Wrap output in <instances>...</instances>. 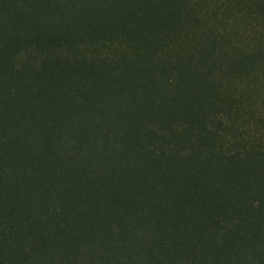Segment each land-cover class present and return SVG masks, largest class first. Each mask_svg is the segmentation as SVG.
Masks as SVG:
<instances>
[{"label": "trees", "instance_id": "16d2710c", "mask_svg": "<svg viewBox=\"0 0 264 264\" xmlns=\"http://www.w3.org/2000/svg\"><path fill=\"white\" fill-rule=\"evenodd\" d=\"M0 264H264V0H0Z\"/></svg>", "mask_w": 264, "mask_h": 264}]
</instances>
